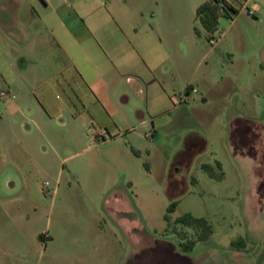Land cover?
I'll use <instances>...</instances> for the list:
<instances>
[{"label": "rangeland", "instance_id": "obj_1", "mask_svg": "<svg viewBox=\"0 0 264 264\" xmlns=\"http://www.w3.org/2000/svg\"><path fill=\"white\" fill-rule=\"evenodd\" d=\"M132 1L139 21L175 24L177 74L162 114L150 116L145 96H131L143 116L123 125L129 137L102 131L104 142L92 128L73 127L80 140L64 158L70 127L53 117L39 131V115L28 111L33 100L11 88L16 75L0 59L9 70L0 86L22 104L16 113L0 104V264H135L133 255L156 237L177 244L172 228L194 237L174 223L187 212L213 230L184 254L190 264L263 260L264 0H229L235 12L220 16L214 44L195 18L205 0ZM0 34V51L18 49ZM188 82L205 91L204 100L181 99Z\"/></svg>", "mask_w": 264, "mask_h": 264}, {"label": "crops", "instance_id": "obj_2", "mask_svg": "<svg viewBox=\"0 0 264 264\" xmlns=\"http://www.w3.org/2000/svg\"><path fill=\"white\" fill-rule=\"evenodd\" d=\"M133 4L132 0H0V30L19 46L14 49L11 44L9 50L0 51V59L16 75L12 87L5 80L4 85L33 100L28 111L39 115L41 123L35 119L39 131L53 117L70 127V143L62 148L70 154L64 158L74 155L71 146L80 140L73 127L80 134L92 128L93 137L101 136L104 142L102 131L115 140L129 137L122 133L123 125L143 116L131 96L139 101L145 96L150 116L164 113L173 103L169 85L177 74L171 56L176 26L139 21ZM7 69L0 65L2 75ZM24 69L26 78L21 74ZM189 85L205 99L198 84L188 82L185 88ZM0 104L12 113L22 108L11 98H0ZM184 254L176 243L156 237L133 255V263L190 264Z\"/></svg>", "mask_w": 264, "mask_h": 264}, {"label": "trees", "instance_id": "obj_3", "mask_svg": "<svg viewBox=\"0 0 264 264\" xmlns=\"http://www.w3.org/2000/svg\"><path fill=\"white\" fill-rule=\"evenodd\" d=\"M228 10L234 11L232 7L221 6L220 0H206L196 7L195 18L201 25L204 36L207 37L208 40L211 36H215L218 33L219 18L222 15H229ZM194 31L197 35L200 34V30L198 28L195 27ZM176 205L177 200H173L167 206V213L164 215V219L166 220L167 224H169L170 221L168 213L172 212L175 209ZM174 223L176 225L179 224L182 226L190 227L194 230V237L192 238H188L182 233V231L176 230L175 228H172V230L170 231L175 234L177 240V248L182 253L190 252L197 241H207L213 232L211 224L205 217H196L188 212L177 217ZM168 230V228L165 229V231ZM41 237V234H39L38 238L41 239ZM260 264H264V258L260 262Z\"/></svg>", "mask_w": 264, "mask_h": 264}, {"label": "built area", "instance_id": "obj_4", "mask_svg": "<svg viewBox=\"0 0 264 264\" xmlns=\"http://www.w3.org/2000/svg\"><path fill=\"white\" fill-rule=\"evenodd\" d=\"M247 1L248 0H245V2H247ZM220 5L223 7H231L229 5V0H220ZM251 12L252 11H249V13H251ZM215 36H211L209 38V43L214 44L217 41ZM191 93H197V89L194 86L189 85L186 87L184 93L182 94L181 99L182 100H188ZM0 98H11L12 99V98H14V95L9 93V91L2 89L0 86Z\"/></svg>", "mask_w": 264, "mask_h": 264}]
</instances>
